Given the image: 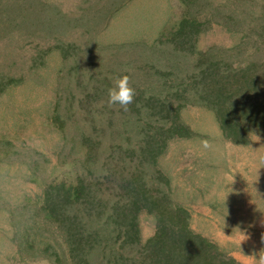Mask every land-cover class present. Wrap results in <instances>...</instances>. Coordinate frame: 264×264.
<instances>
[{
  "label": "trees",
  "instance_id": "16d2710c",
  "mask_svg": "<svg viewBox=\"0 0 264 264\" xmlns=\"http://www.w3.org/2000/svg\"><path fill=\"white\" fill-rule=\"evenodd\" d=\"M179 1L185 13L177 24L164 29L152 45H142L150 56L151 83H141L139 66L122 65L120 72L135 82L127 111L109 106L111 86L99 85L98 74L91 76L97 80L92 88L82 86L86 100L77 108L74 100L65 109L57 101L53 123L63 139L57 163L73 170L43 185L41 203L18 207L23 212L12 218V227L22 259L244 264L192 229L191 215L173 198L159 161L174 139L194 136L181 118L188 106L212 112L222 136L233 144L249 145L254 136L264 137V0ZM31 7L26 0H0V36L17 33L16 38L34 39L39 20ZM52 23L46 21L48 27ZM213 25L238 39L229 47L200 50L199 36ZM16 81L8 77L4 86ZM47 163L45 158L35 168L45 171ZM28 212L31 216H24ZM142 213L154 218V233L145 241L138 221ZM17 219L25 222L22 230Z\"/></svg>",
  "mask_w": 264,
  "mask_h": 264
},
{
  "label": "rangeland",
  "instance_id": "374dc122",
  "mask_svg": "<svg viewBox=\"0 0 264 264\" xmlns=\"http://www.w3.org/2000/svg\"><path fill=\"white\" fill-rule=\"evenodd\" d=\"M113 1L26 0L38 16L36 37L1 33L0 264H49L17 254L12 218L19 217L23 210L18 207L28 201L41 203L46 182L73 170L57 163L63 146L53 123L57 101L65 109L74 100L76 107L86 100L82 86L88 91L97 80L113 86L114 78L124 74L122 65L129 62L140 67L141 83L150 84V56L142 45H152L185 13L179 0H127L122 5ZM237 39L213 25L199 36L197 46L229 47ZM79 66L84 71L77 70ZM93 74L99 75L96 81ZM12 76L19 81L4 86ZM181 118L194 136L174 139L159 161L173 198L189 211L195 232L247 264L245 256L264 249V137L254 136L249 145L233 144L222 136L213 113L202 107L183 108ZM205 141L211 147L204 148ZM45 158L46 170H37V162ZM16 221L22 230L25 222ZM138 221L145 241L154 233V218L142 213ZM236 230L248 237L239 247Z\"/></svg>",
  "mask_w": 264,
  "mask_h": 264
},
{
  "label": "clouds",
  "instance_id": "9594fccd",
  "mask_svg": "<svg viewBox=\"0 0 264 264\" xmlns=\"http://www.w3.org/2000/svg\"><path fill=\"white\" fill-rule=\"evenodd\" d=\"M136 92L135 89L130 84V77L128 75H121L114 78L113 86L108 88L107 91V103L109 106L118 105L121 109L127 111L129 105L134 102ZM202 146L204 148H209L211 145L208 142H202ZM239 235V240L237 241L238 247L240 243L248 237L236 230ZM264 239V237H262ZM247 258V264H264V249H262L259 253L245 256Z\"/></svg>",
  "mask_w": 264,
  "mask_h": 264
}]
</instances>
